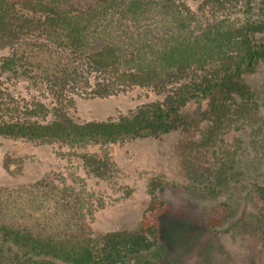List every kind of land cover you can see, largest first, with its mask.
<instances>
[{"label": "trees", "instance_id": "16d2710c", "mask_svg": "<svg viewBox=\"0 0 264 264\" xmlns=\"http://www.w3.org/2000/svg\"><path fill=\"white\" fill-rule=\"evenodd\" d=\"M188 1L0 0V138L76 149L158 138L186 129L181 110L199 98L208 100L207 120L221 127L252 116L257 103L243 75L264 64V0H202L196 9ZM136 87L163 98L103 121L67 114L73 97L106 98ZM211 141L184 159L202 196L236 177L231 166L212 175L202 165ZM80 159L97 179L118 176L106 154ZM159 186L149 183L134 229L96 238L61 232L58 215L39 225L13 213L0 195V264H172L160 239L166 207ZM257 193L264 232V187Z\"/></svg>", "mask_w": 264, "mask_h": 264}, {"label": "rangeland", "instance_id": "374dc122", "mask_svg": "<svg viewBox=\"0 0 264 264\" xmlns=\"http://www.w3.org/2000/svg\"><path fill=\"white\" fill-rule=\"evenodd\" d=\"M201 1L188 2L196 9ZM243 78L257 110L252 116L239 115L231 128L207 120L208 100L199 98L181 110L190 133L184 128L158 138L83 149L0 138L1 199L6 206L11 201L13 213L29 214L39 225L58 215L61 232L96 238L134 229L145 213L148 186L154 181L166 207L160 239L171 249L172 264H264L262 203L257 193L264 187V64ZM162 98L136 87L106 98L73 97L66 111L78 122L103 121ZM207 129L213 135L202 137ZM209 138L202 165L212 175L222 165L231 166L236 177L202 196L184 159ZM82 153L106 154L117 178L101 180L88 174Z\"/></svg>", "mask_w": 264, "mask_h": 264}]
</instances>
